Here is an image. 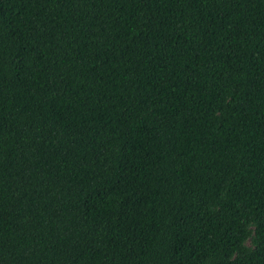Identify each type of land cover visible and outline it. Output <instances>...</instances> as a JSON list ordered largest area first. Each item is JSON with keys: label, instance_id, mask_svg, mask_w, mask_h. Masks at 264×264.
Here are the masks:
<instances>
[{"label": "trees", "instance_id": "trees-1", "mask_svg": "<svg viewBox=\"0 0 264 264\" xmlns=\"http://www.w3.org/2000/svg\"><path fill=\"white\" fill-rule=\"evenodd\" d=\"M0 264H264V0H0Z\"/></svg>", "mask_w": 264, "mask_h": 264}]
</instances>
